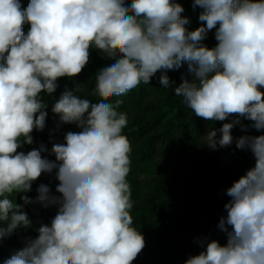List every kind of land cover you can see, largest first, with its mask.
Wrapping results in <instances>:
<instances>
[{
	"label": "clouds",
	"instance_id": "obj_1",
	"mask_svg": "<svg viewBox=\"0 0 264 264\" xmlns=\"http://www.w3.org/2000/svg\"><path fill=\"white\" fill-rule=\"evenodd\" d=\"M192 7L202 10V24L189 31L176 0H29L26 9L0 0V239L30 226L29 204L57 209L4 264H132L145 240L130 214L128 119L117 110L122 100L105 98L148 85L157 72L168 89L175 82L167 72L185 64L191 79L181 77L175 96L196 117L230 121L209 129L205 145L235 143L254 160L225 190L230 199L217 227L226 243L199 238L201 251L185 264H264V134L232 135L236 126L264 132V0H193ZM211 30L217 43L209 48L203 41ZM91 47L112 58L96 73L94 91L104 98L63 92L52 112L80 127L50 151L43 144L21 150L33 143V130L45 128L40 94L78 76ZM53 172L56 193L40 184L35 201L21 195L16 202Z\"/></svg>",
	"mask_w": 264,
	"mask_h": 264
},
{
	"label": "trees",
	"instance_id": "obj_2",
	"mask_svg": "<svg viewBox=\"0 0 264 264\" xmlns=\"http://www.w3.org/2000/svg\"><path fill=\"white\" fill-rule=\"evenodd\" d=\"M185 11L183 17L189 19L186 28L194 31L202 22L198 17L202 11L193 10V0H176ZM22 9H26L29 0H20ZM30 28L23 26L25 35ZM214 31L208 33L203 41L209 48L216 45ZM112 58L100 54L95 47L90 48V59L82 72L74 78H61L54 93L40 94L41 102L46 107L47 117L43 131L33 130V143L24 145L25 152L39 148L43 144L49 151L52 143L61 142L70 128H78V122L63 124L52 112L54 103L65 91L88 95L93 100L104 98L95 90L96 73L100 66ZM160 72L150 83L141 82L126 95L107 97L115 104L122 100L120 112L127 114L128 124L123 134L130 142V173L127 177L131 187L133 208L130 211L135 227L144 237L145 247L132 264H185V261L199 254L201 248L198 239L209 237L223 245L225 235L218 229L221 216L226 215L224 204L230 199L225 190L253 166L250 153L236 149L235 143L228 148L209 149L203 136L209 129H218L225 121H206L196 117L187 108L182 97L174 94V88L182 82L181 77L191 79L187 65L178 70L167 72L175 83L163 89L159 83ZM245 125L250 122L243 121ZM248 128L242 131L239 126L232 130L238 138L243 135H261ZM202 150L203 152H199ZM19 151V150H18ZM198 151V153H197ZM208 151V152H207ZM197 155H194V154ZM184 155V169L196 173L182 181L180 176L172 173L175 157ZM46 155V154H45ZM54 160V156H48ZM208 172H212L208 175ZM55 173L42 174L33 184L31 191L17 194L16 202L22 204L21 195H27L35 201L37 188L46 184L56 193ZM15 195V194H14ZM56 207L43 208L39 203H31L24 208L30 226L17 229L11 236L0 239V264L21 250L30 239L37 236L36 229L42 223H49Z\"/></svg>",
	"mask_w": 264,
	"mask_h": 264
},
{
	"label": "rangeland",
	"instance_id": "obj_3",
	"mask_svg": "<svg viewBox=\"0 0 264 264\" xmlns=\"http://www.w3.org/2000/svg\"><path fill=\"white\" fill-rule=\"evenodd\" d=\"M199 152H203V151L199 150ZM197 153H198V151H197ZM194 155H197V154L195 153ZM184 158H185L184 155L178 154L175 157V160H174L173 165H172V173L175 176H178V177L180 176L182 181H185L186 178H188L190 176H194L196 174V173H191V172L184 169V162H183ZM207 174L211 175L212 172H208Z\"/></svg>",
	"mask_w": 264,
	"mask_h": 264
}]
</instances>
